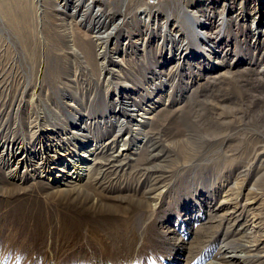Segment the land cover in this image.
Listing matches in <instances>:
<instances>
[{
	"label": "rangeland",
	"instance_id": "rangeland-1",
	"mask_svg": "<svg viewBox=\"0 0 264 264\" xmlns=\"http://www.w3.org/2000/svg\"><path fill=\"white\" fill-rule=\"evenodd\" d=\"M25 1L27 26L42 53L33 73L12 22L17 0H0V170L6 178L0 180V264H264V176L258 172L264 154L252 173L241 175L243 162L226 170V163L197 154L194 138L183 141L192 131L180 124L178 108L194 90L198 99H214L228 82L208 81L201 57L190 59L191 68L167 59L169 44L162 41L165 28L179 34L183 9L205 17L225 13L252 31L258 24L264 39V0H92L90 11L105 13L99 19L85 17L89 9H77V0ZM98 20L119 29L106 45L108 57L97 56L95 65L83 49L94 58L104 50L92 37L107 29ZM254 35L231 40L253 45ZM49 44L57 47L49 64L54 73L44 62ZM13 82L19 88L8 98ZM125 100L133 101L128 116ZM81 112L79 123L91 126L92 139L83 146L72 140L75 151L64 164L27 172L24 163L2 160L3 152L25 146L39 154L38 167L45 152L40 143L55 154L58 139L77 130L70 117ZM119 118L129 124L120 136L116 127L105 130ZM80 153H92L84 174L62 177L59 169H72ZM230 254L241 258L223 257Z\"/></svg>",
	"mask_w": 264,
	"mask_h": 264
},
{
	"label": "bare ground",
	"instance_id": "bare-ground-1",
	"mask_svg": "<svg viewBox=\"0 0 264 264\" xmlns=\"http://www.w3.org/2000/svg\"><path fill=\"white\" fill-rule=\"evenodd\" d=\"M74 3L73 6L76 8L78 7L77 9L79 10H84V7L89 9L85 16L87 18L93 15V17L99 19V17L105 14L104 11H102V8V10L97 8L93 9V12L92 10L90 11L91 3H93L92 0L88 3H86V0H77V2ZM29 6V2H26L25 0H17V3L13 7V10H15L16 13L12 17V22L14 26L17 27L15 28L17 34L21 37L23 50L26 53L29 62L33 65L31 69V73H33L34 66L39 64L42 53L39 45L36 43V37L27 26L29 17L28 12L30 10ZM20 8H22V11H25L24 15L23 12L20 11ZM145 17V22H148L145 25L148 26L152 18L150 15H146ZM228 17L229 15H226L225 13L218 15L216 12L210 13L208 17H205L201 14L198 15L197 13H191L189 9H183L180 12V19L178 20L180 23L175 26L176 29H178L179 34H170L168 28H165L166 33L163 34L162 41L163 43L166 41V43L169 44L165 46L166 48H169L168 50H165V53H169L167 59H170L171 61L176 59L183 60V66L184 64H187L189 66L188 68H191L194 61H190V59L201 57L205 61L203 69L210 71L211 73L208 77V81L228 82L226 86L221 85L220 91L217 92L216 95L214 93V99H198L199 93L197 92L199 90H192V94L190 93L191 95L189 97L187 96L188 98L186 102L178 108L180 114L179 122L180 124H184V130L192 132H189L191 133V137L184 139L183 141L188 143L190 139L194 138L193 140L198 141H193V143L197 145L196 148L194 146L195 152L197 154L203 152L208 154L207 158L211 162L214 161L215 163L217 161V164L221 165L226 163V170H236L238 164L243 162L244 164L240 165L242 169L239 170V173L241 175H249L256 167L254 163L264 154V65L261 66V64L264 63H262V61L260 62L261 57L259 56L261 55L260 53L264 52V39H261L262 30L258 29V24L256 29L252 31L240 22L237 23L238 25H235L234 20ZM97 22L99 25H104L103 21L98 20ZM118 29L119 25L115 24L110 29L107 28L102 32L99 30L95 31L94 35H92L93 40H96L97 45H100L101 48L104 47V50H99L98 53L96 52V58L83 49V52L87 55L85 56L90 58L95 65L96 62L94 60L97 59V56H100V58L103 59L108 57V49L106 45L115 36ZM234 30L235 32H233ZM232 34H235L236 36L237 34L245 35L247 37L251 34H255L257 35V39L253 45L246 41H235V43H233L231 40ZM56 48L57 47L54 44H49V46L46 47L47 53L44 62L47 64L46 69L50 73H54L56 69L49 65L53 58L52 53ZM252 48L256 53L252 52ZM74 51L76 52V50H72L71 52L75 53ZM184 60H187V63H184ZM242 64H245V66H241V68L234 70V68H236L235 66ZM178 67H180V65ZM218 68L220 70L214 73ZM172 71L174 73L176 70ZM13 80L15 81V79ZM178 86V83L174 84L173 89ZM161 87L155 86L153 90H157L158 88L160 90ZM18 88V83L16 82L15 84V82H13L11 92L7 97L11 98L14 91L16 94ZM131 102L133 101L125 100L121 102V107L126 116L132 111V107H130ZM197 106H201V109H196L195 107ZM191 108L196 109L194 118L190 117L189 111L192 110ZM109 109H114V104H111ZM85 115L86 113L81 112L79 118L76 116L70 117L71 122H73L77 130L71 131V134L67 133L68 135L65 137L66 139H58L55 144V154L50 153V146L46 144V141V145H44L43 142L40 143L41 150H45V152L40 154L41 160L38 163V167H34L33 161L35 162L37 158L36 156L39 154L37 155L33 149L30 151L25 146H18L17 148L13 147L12 150L3 152L1 155L2 160L11 161L16 167H19L24 163L27 167V172H30L29 168L32 166L31 171L42 169L43 172L48 170L47 173H49L51 168L50 164L57 167L60 164H64L65 156L70 155V153L75 151L69 147V143H71L72 140H80L78 146H83L92 139V135L87 133L92 129L91 126L79 123L80 119ZM110 123L105 124V130L109 131L116 127V135L118 136H120V132H124L129 125L126 119L120 118L117 119L114 124ZM34 127L41 128V130H47L44 124H34ZM189 128H191V130H188ZM45 132L46 131L42 132L43 135ZM31 137H33V135H31ZM84 137L89 138L87 139V142L82 140ZM114 141H116V139H112L111 143ZM84 148L85 147H83V149ZM22 152L26 153L23 157L21 154ZM90 154L92 153H89L88 156L84 153H80L79 155L75 154L76 160L73 163L72 169H70V167L67 170L68 166L59 169V171L65 172L62 174V177H73V175H76L77 178L81 177L86 171V167H84L83 164L87 162ZM217 170L218 169H215L216 172ZM68 171L69 173L66 174ZM16 172L17 171H12L11 169L10 174H16ZM258 172H263L261 175L264 176V161L258 166ZM0 175V180L5 182L6 178L1 170ZM215 219L214 216L213 221H215ZM212 226L218 227L216 224ZM228 256L240 257L236 254L224 255L223 257Z\"/></svg>",
	"mask_w": 264,
	"mask_h": 264
}]
</instances>
